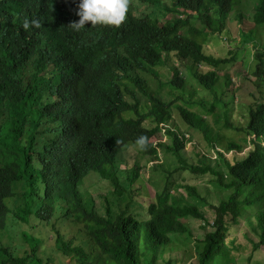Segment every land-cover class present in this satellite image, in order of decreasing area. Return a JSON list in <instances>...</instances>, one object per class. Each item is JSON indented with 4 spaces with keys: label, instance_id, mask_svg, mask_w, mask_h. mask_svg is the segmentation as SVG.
<instances>
[{
    "label": "trees",
    "instance_id": "1",
    "mask_svg": "<svg viewBox=\"0 0 264 264\" xmlns=\"http://www.w3.org/2000/svg\"><path fill=\"white\" fill-rule=\"evenodd\" d=\"M148 1L154 14L169 8L180 16L166 25L160 15L152 19L128 9L119 27L86 23L75 32L67 26L78 20L79 0H0V264H52L42 258L33 231L58 216L82 234L75 243L54 232L56 250L74 264H159L157 247L164 253L175 235L191 236L186 219L207 223L200 205L212 211L214 231L200 242L197 264H235L240 244L231 231L250 242L254 235L252 252L264 246V102L248 107L243 128L227 118L222 122L243 132L249 145L241 156L243 147L229 142L224 151L235 152L229 159L210 138L206 121L219 105L226 106L221 98L215 96L206 108L200 104L201 115L176 103L186 91L181 71L180 76L173 69L168 83L180 93L170 103L149 92L141 77L158 80L156 67L175 56L209 69L191 75L213 95L218 70L234 59L207 56L202 43L226 30L232 7L242 0ZM24 19H38L41 27L25 31ZM252 22L264 27V0H258ZM254 61L253 75L263 81L264 44ZM171 108L207 144L194 147L195 162L186 158L183 133L168 125ZM141 136L143 147L136 143ZM131 145L153 161L158 150L170 153L178 165L167 178L186 174L188 183L177 188L191 202L173 195L168 180L152 200L140 203L132 193L137 170L124 179L119 169L120 150ZM213 156L220 170L211 165ZM90 175L111 185L116 211L109 203L100 212L85 202L81 186ZM206 184L228 191L227 199L212 205L200 198L198 186ZM12 223L29 230L19 235L29 245L22 255L23 246L4 241Z\"/></svg>",
    "mask_w": 264,
    "mask_h": 264
},
{
    "label": "rangeland",
    "instance_id": "2",
    "mask_svg": "<svg viewBox=\"0 0 264 264\" xmlns=\"http://www.w3.org/2000/svg\"><path fill=\"white\" fill-rule=\"evenodd\" d=\"M256 2L257 0L251 1L248 4L250 7L244 9L243 12L246 13L243 21H239V18L232 17V14L236 13L234 10L236 6L232 7L227 18L228 27L226 29L228 30L223 31L218 36H209L202 43L205 55L216 59H234L231 64L218 70V80L214 86L215 92L213 95L203 90L191 75L197 69L203 72L209 69L205 66H200L199 68L188 60H178L175 56H171L164 66L156 67L159 74L158 80H155L150 75L141 74V77L145 79L148 91L157 94L164 102L170 103L180 93L177 90L174 91L168 83L172 80L173 69H176L179 75L181 71V75L186 77V91L183 96V101L176 100V103L180 106L184 102L182 106L188 107L201 115H204L205 112L202 108H206L215 96L221 98L226 103V106L222 107V105H219L214 111V116L210 115L206 120L209 125L210 138L212 141L217 142L219 145L217 146L218 149L222 151H224L229 142H234L243 147V151L238 153L241 156L249 149V145L244 142L245 134L224 128V123L222 122L227 118L232 126L243 128L247 123L248 107L254 102H264V79L262 81L253 75L255 68L254 53L256 51L262 52L264 44V27H256L252 22L253 10L251 6L256 4ZM128 9L134 10L133 13L136 14H147L152 19L160 15L164 18H160V22L166 25H169V22L180 16L172 12L168 13L169 8H159L157 11L162 12L160 14H154L153 11L156 10V7L150 4L148 0H129ZM182 16L185 17L186 15L182 14ZM188 101H190L191 105L185 104ZM171 115V123L168 125L176 132L183 133L184 138L188 141L184 150L186 158L195 162L197 158L194 147L198 145L200 146L199 148H207L205 140L200 133L195 131L191 132L187 129V126L181 120L175 109L171 108ZM218 119H221L220 122L216 121ZM225 153L231 159L235 152L230 151ZM157 157L158 160L153 161L152 158L143 155L137 145L124 146L120 150L119 163L121 165L119 169L124 173V179L131 172H135V170L138 173V179L132 186L133 196L138 197L140 203H147L154 198L155 194L162 191L166 181L171 180L172 194L177 197L182 196L185 200L191 202L185 190L183 188H177L181 184H187L189 177L184 173H178L173 174L171 178H167L169 172H172L178 165L176 159L170 153H166L163 150L157 151ZM211 160V165L216 170H220V165L214 156L211 157ZM111 188L109 183L101 181L96 175H90L84 179L81 186V193L85 202L89 206L97 208L100 212H102L105 203H109L112 206V210L116 211L114 205L115 199ZM198 190L200 198H204L206 202L212 205L227 199L229 195L228 191L215 184H209V186L207 184L199 185ZM125 202L126 200L123 199L119 203V206L122 208ZM197 203L200 205L201 201L197 199ZM200 207L207 223L203 224L201 221L192 218L186 219L185 222L191 230V236L186 234L182 236L175 235L172 238L171 248L164 250V253L162 252V247H157L156 251L159 257V264H165L166 262H169V264H197L198 254L202 248L200 242L207 233L214 231V226H212L214 215L212 211L208 207L201 205ZM49 224L51 225L39 224L35 232L33 231V235L41 241L40 250L43 253L42 258H50L52 264H74L68 257L61 255L56 250L54 232L57 230L66 235V240L75 239L74 242L77 243L82 238V234L79 232V226L71 224L67 220L61 221L59 216ZM243 228L247 229L246 226ZM21 232H29L28 227L23 226L20 229L19 225L12 223L4 233L5 242H9L11 245L23 246L22 249L24 250L19 252L20 255L24 251H29L28 243L19 236ZM233 235L236 236L237 243L240 244V250L237 253H233L235 256V264H250L248 257L252 252L253 241L257 242V238L251 235L250 239L252 242H250L244 239L241 232L234 233V231H231L229 236ZM254 252L264 253V247ZM254 264H264L263 256L262 260Z\"/></svg>",
    "mask_w": 264,
    "mask_h": 264
},
{
    "label": "clouds",
    "instance_id": "3",
    "mask_svg": "<svg viewBox=\"0 0 264 264\" xmlns=\"http://www.w3.org/2000/svg\"><path fill=\"white\" fill-rule=\"evenodd\" d=\"M128 6L129 0H79L76 11L78 20L67 27L75 32L85 29L86 23H90L91 27L97 25L119 27L126 19ZM21 26L25 31L30 28L39 29L41 22L38 19H24ZM145 142L146 138L143 136L136 141L140 147H143Z\"/></svg>",
    "mask_w": 264,
    "mask_h": 264
},
{
    "label": "crops",
    "instance_id": "4",
    "mask_svg": "<svg viewBox=\"0 0 264 264\" xmlns=\"http://www.w3.org/2000/svg\"><path fill=\"white\" fill-rule=\"evenodd\" d=\"M251 1H253V0H242L241 2H240V4H238L236 7H235V11H236V13L235 14H232V17L234 18H239L240 20L239 21H243V18H244V15H245V13L243 12L244 11V9L246 8V9H248L250 6H248V4L251 2ZM257 5H258V0H257V2H256V4H254L253 6H251L252 7V10H253V12H254V10L256 9V7H257ZM253 15V14H252ZM231 17V18H232ZM232 18V19H233ZM238 21V22H239ZM240 23V22H239ZM227 27H228V25H227ZM226 27V28H227ZM226 30H228V29H226ZM264 247V246H263ZM262 247V248H263ZM251 254V253H250ZM249 254V255H250ZM262 256H263V258H264V253H257V252H252V254H251V261H250V264H254V263H256L257 261H259V260H262Z\"/></svg>",
    "mask_w": 264,
    "mask_h": 264
}]
</instances>
